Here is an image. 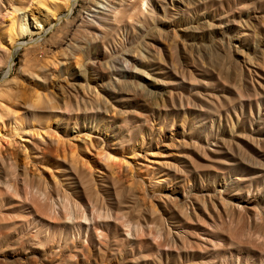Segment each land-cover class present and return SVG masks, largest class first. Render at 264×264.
I'll list each match as a JSON object with an SVG mask.
<instances>
[{"label": "rangeland", "instance_id": "1", "mask_svg": "<svg viewBox=\"0 0 264 264\" xmlns=\"http://www.w3.org/2000/svg\"><path fill=\"white\" fill-rule=\"evenodd\" d=\"M44 4L0 0V264H264V0Z\"/></svg>", "mask_w": 264, "mask_h": 264}, {"label": "bare ground", "instance_id": "2", "mask_svg": "<svg viewBox=\"0 0 264 264\" xmlns=\"http://www.w3.org/2000/svg\"><path fill=\"white\" fill-rule=\"evenodd\" d=\"M36 3H37V5H40V6H45V4H44V0H34ZM97 3V2H96ZM98 4V3H97ZM99 5V4H98ZM64 6H65V8H67V10L68 9H70V4H68V3H65L64 4ZM95 6H96V4H95ZM15 21H16V19L14 20L13 18H11L10 19V27H9V29H10V34L12 35V36H14V33H15V31H14V23H15ZM26 21V20H25ZM45 21V20H44ZM26 24V23H25ZM22 25V24H21ZM27 27V26H26ZM23 28V27H22ZM24 29V28H23ZM38 29V28H37ZM14 32V33H13ZM28 32V31H27ZM24 33V32H23ZM9 34V37L12 39V37H11V35ZM16 35V34H15ZM10 39V40H11ZM11 45V44H10ZM11 47H12V45H11ZM2 51H4V50H2ZM6 51V50H5ZM1 52V51H0ZM4 53H6V57L8 58L9 57V53H10V49H8L6 52H4ZM64 58H66L65 56H64ZM64 60H66V59H64ZM67 61V60H66ZM65 63V62H64ZM77 63V62H76ZM62 64H63V62H62ZM50 82V81H49ZM51 83V82H50ZM52 84V83H51ZM54 84V83H53ZM23 84H18V85H15V86H12V87H9V88H7L6 87V90L4 91V93H3V95L5 94V96L4 97H6V99H7V102H8V104H11V105H15V104H17V106H26L27 108H30V107H28V106H31V104H33V103H35V100H38V99H36L38 96H37V92L36 93H33V95L31 94V93H28V91H30V89L32 88H26L25 87V85L24 86H22ZM57 85L55 84V86L54 87H56ZM53 87V88H54ZM34 88V87H33ZM53 88H52V90H53ZM57 88V87H56ZM58 88H59V90H60V92H61V95H62V97H63V99H64V97H65V91L63 90V88H62V86H61V84H58ZM57 88V89H58ZM51 89V88H50ZM55 89V88H54ZM49 90V89H48ZM1 93V94H2ZM1 94H0V97H1ZM46 95V94H45ZM3 97V98H4ZM3 100V99H2ZM64 101V100H63ZM2 103V102H1ZM2 105V104H1ZM7 106V105H6ZM2 107H4V106H2ZM32 108V107H31ZM30 108V109H31ZM2 109V108H1ZM10 109V108H9ZM11 110V109H10ZM12 110H13V108H12ZM2 112V111H1ZM6 112H7V110H6ZM9 112H11V111H9ZM16 112V111H15ZM12 113V112H11ZM13 116H14V114H13ZM2 117V116H1ZM6 117V116H5ZM17 117V116H16ZM7 118V117H6ZM15 118V117H14ZM15 133V132H14ZM1 157V156H0ZM106 157V160L107 161H109V160H111V158H110V156L109 155H106L105 156ZM6 158V157H5ZM9 160V159H8ZM7 160V161H8ZM3 162V161H2ZM11 163L13 164V161H11ZM12 164H9V165H12ZM14 165H15V163H14ZM12 168H16V166H11V170H13ZM27 172V171H26ZM25 177H27V176H25ZM11 180V179H10ZM7 182V181H6ZM10 184V183H9ZM7 185V184H6ZM68 222H70V219L68 218ZM80 229V228H79ZM84 249L85 250H89L88 249V247L87 246H84Z\"/></svg>", "mask_w": 264, "mask_h": 264}]
</instances>
